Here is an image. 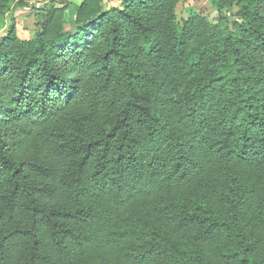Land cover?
Here are the masks:
<instances>
[{"label": "trees", "instance_id": "obj_1", "mask_svg": "<svg viewBox=\"0 0 264 264\" xmlns=\"http://www.w3.org/2000/svg\"><path fill=\"white\" fill-rule=\"evenodd\" d=\"M178 1L0 38V264H264V0Z\"/></svg>", "mask_w": 264, "mask_h": 264}, {"label": "rangeland", "instance_id": "obj_2", "mask_svg": "<svg viewBox=\"0 0 264 264\" xmlns=\"http://www.w3.org/2000/svg\"><path fill=\"white\" fill-rule=\"evenodd\" d=\"M80 1L81 0H27V6H18L19 4L16 3V0H11L0 10V38L7 32L10 25L14 26L15 34L18 38H31L39 19L37 14L43 7H65V19L68 21L75 6L78 5ZM104 1L106 5L117 2V0ZM189 8L205 15L210 22L214 23L218 18V13L209 0H179L175 8L179 22L187 17ZM235 11L236 9L232 8L230 10H224L223 14L232 20L236 17Z\"/></svg>", "mask_w": 264, "mask_h": 264}]
</instances>
